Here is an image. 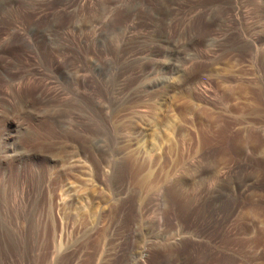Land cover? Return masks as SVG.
I'll return each mask as SVG.
<instances>
[{"label":"rangeland","instance_id":"obj_1","mask_svg":"<svg viewBox=\"0 0 264 264\" xmlns=\"http://www.w3.org/2000/svg\"><path fill=\"white\" fill-rule=\"evenodd\" d=\"M0 264H264V0H0Z\"/></svg>","mask_w":264,"mask_h":264}]
</instances>
